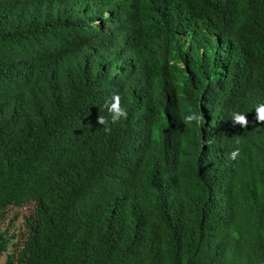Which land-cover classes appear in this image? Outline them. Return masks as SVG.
Masks as SVG:
<instances>
[{"label": "trees", "instance_id": "trees-1", "mask_svg": "<svg viewBox=\"0 0 264 264\" xmlns=\"http://www.w3.org/2000/svg\"><path fill=\"white\" fill-rule=\"evenodd\" d=\"M261 104L264 0H0V264H264Z\"/></svg>", "mask_w": 264, "mask_h": 264}, {"label": "clouds", "instance_id": "clouds-1", "mask_svg": "<svg viewBox=\"0 0 264 264\" xmlns=\"http://www.w3.org/2000/svg\"><path fill=\"white\" fill-rule=\"evenodd\" d=\"M105 106L107 107L108 112L111 114L112 123L118 122L121 118L126 119L128 116L127 110L121 106V97L119 94L113 95L111 103H106ZM255 112H256V121L264 122V104L258 105L255 108ZM183 119L186 124L195 123L197 126H201L204 123L203 116L196 113H191L185 116ZM232 121L234 124H238L243 128H247L249 125V121L246 117V114L243 113H234ZM97 123L99 125L105 126L106 132L110 131V128L108 127L109 121L105 119V117L99 116ZM238 155H239V149H236L230 154V159L235 160Z\"/></svg>", "mask_w": 264, "mask_h": 264}, {"label": "rangeland", "instance_id": "rangeland-1", "mask_svg": "<svg viewBox=\"0 0 264 264\" xmlns=\"http://www.w3.org/2000/svg\"><path fill=\"white\" fill-rule=\"evenodd\" d=\"M183 41L187 44L185 38H182ZM33 209L31 205L23 206H13L8 208L0 217V227L6 229L9 234L10 241L11 239L16 242V245H19L26 237V217L31 216ZM11 242H9L6 249L3 250V253L11 250Z\"/></svg>", "mask_w": 264, "mask_h": 264}]
</instances>
